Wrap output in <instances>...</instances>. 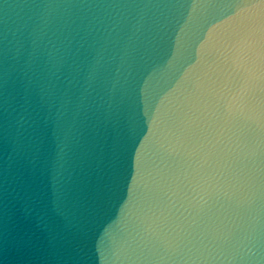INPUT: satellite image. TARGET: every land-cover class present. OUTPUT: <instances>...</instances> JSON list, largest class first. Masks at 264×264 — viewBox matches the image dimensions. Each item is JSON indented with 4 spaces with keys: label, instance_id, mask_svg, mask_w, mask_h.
<instances>
[{
    "label": "water",
    "instance_id": "95a60500",
    "mask_svg": "<svg viewBox=\"0 0 264 264\" xmlns=\"http://www.w3.org/2000/svg\"><path fill=\"white\" fill-rule=\"evenodd\" d=\"M0 264H264V0H0Z\"/></svg>",
    "mask_w": 264,
    "mask_h": 264
}]
</instances>
